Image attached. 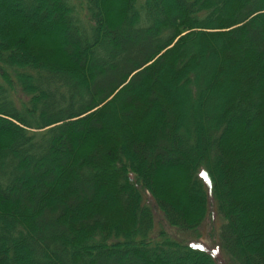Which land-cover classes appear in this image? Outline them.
<instances>
[{
  "label": "trees",
  "instance_id": "16d2710c",
  "mask_svg": "<svg viewBox=\"0 0 264 264\" xmlns=\"http://www.w3.org/2000/svg\"><path fill=\"white\" fill-rule=\"evenodd\" d=\"M7 1L59 36L0 34V264H218L154 227L212 204L264 264V0Z\"/></svg>",
  "mask_w": 264,
  "mask_h": 264
},
{
  "label": "rangeland",
  "instance_id": "374dc122",
  "mask_svg": "<svg viewBox=\"0 0 264 264\" xmlns=\"http://www.w3.org/2000/svg\"><path fill=\"white\" fill-rule=\"evenodd\" d=\"M117 2L118 0H104L103 13L111 16L110 13H112V10L115 9ZM17 29L27 32L28 37H31L33 35L32 33L37 32L39 33V36L41 34L42 39L48 38L46 39L48 41H51L59 36V28L56 24H53L52 21L48 19H40L37 16L34 20L26 19L25 22V19L23 18L21 12L15 9L10 1L0 0V34L2 36V39L10 40L13 36V32ZM50 50H52V48ZM50 50L42 49L35 55L41 57L48 56L51 52ZM56 56H58V54H56ZM56 56H53V58L55 59ZM220 89V86H216L214 88L215 92H220ZM213 107H216V104H213ZM234 127L235 126L233 124V128ZM260 172V163H256L255 167H248L244 174L234 175L232 184L238 185L240 187L249 186V184L253 183L254 179L260 175ZM256 197L257 195L256 193H254V195H252V197L250 198L256 199ZM157 218L158 219L154 224L155 230L163 232L164 236L165 234H167L170 236L168 238L176 239L177 242L183 241L187 244L196 243V245H201L202 247L213 253L214 256H216V258L218 259V264H235L234 262L231 263V260L222 252L219 239V230L222 218L221 215L218 214L215 204H212V206L209 207L208 216L201 224V226H198L195 229H174L168 226V224H166L164 220H161L160 217Z\"/></svg>",
  "mask_w": 264,
  "mask_h": 264
}]
</instances>
